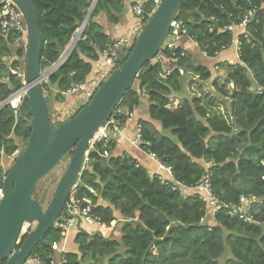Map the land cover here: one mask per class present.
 I'll return each mask as SVG.
<instances>
[{"label": "trees", "instance_id": "16d2710c", "mask_svg": "<svg viewBox=\"0 0 264 264\" xmlns=\"http://www.w3.org/2000/svg\"><path fill=\"white\" fill-rule=\"evenodd\" d=\"M93 1L30 0L42 42V72L69 45ZM125 8V0L96 1L71 54L43 85L50 114L49 102L54 99L63 103V93L72 85L90 80L103 51L113 41L104 32L99 16L117 25L123 20ZM143 8L142 27L154 9L150 0ZM250 9L255 12V20L246 28L247 38L238 37L241 42L238 63L230 66L223 76L194 66L192 56L184 51L178 63H171L172 52L178 55L182 52L177 46L173 51L162 49L157 59L141 69L116 110L134 113L143 100L146 102L148 119L138 121L139 146L146 153H154L171 170L169 185L161 182L165 178L149 174L135 158L116 153L114 142L97 144L79 178L83 187H77L68 202L88 199L93 214L106 227L113 229L111 225L122 219L121 224L116 222L120 231L92 235L84 230L77 232L62 254L64 264H264L263 0H183L176 20L186 29V36L181 37L193 40L208 58H215L231 47L238 35L224 29L238 25ZM13 35L16 34L4 36L0 31V104L19 90L23 82L17 73L23 71L25 48L14 44ZM133 46L126 50L110 75L130 55ZM8 68L16 74L8 76ZM174 68L182 75H176ZM7 80L11 90L5 84ZM185 82L190 93L187 96ZM102 83H98L95 91ZM84 105L81 103L67 119ZM67 119L55 122L51 117L53 128ZM31 120L27 98L17 115L9 106L1 108L0 178L15 161L10 160L11 156L26 145ZM121 121L124 122L123 117ZM205 174L211 177L212 193L220 209L217 212L192 191ZM37 187L38 184L33 198L43 207ZM241 197L254 202L249 209L255 223L242 221L232 210V206H239ZM201 218L205 219L203 223ZM53 242H62L61 234L50 230L31 256L39 257L42 264L55 261Z\"/></svg>", "mask_w": 264, "mask_h": 264}, {"label": "water", "instance_id": "95a60500", "mask_svg": "<svg viewBox=\"0 0 264 264\" xmlns=\"http://www.w3.org/2000/svg\"><path fill=\"white\" fill-rule=\"evenodd\" d=\"M11 1L24 14L26 24L27 41L22 72L32 120L26 145L16 152L15 161L6 175L0 178V188L3 189L0 201V264H25L35 247L50 232L73 191L83 187L79 177L89 141L107 123L141 69L157 59L183 0H160L137 35L130 55L73 117L56 128L52 126L43 89L44 72L40 69L42 42L35 10L30 0ZM96 1H93L83 27ZM78 40L76 37L70 41V54ZM54 43L60 49L57 38H54ZM173 72L180 76L177 68ZM11 74L13 72L8 68V76ZM5 84L12 89L9 80ZM1 108H4L2 104ZM66 161L67 167L44 209L33 198V192L42 179ZM24 237L26 239L22 242Z\"/></svg>", "mask_w": 264, "mask_h": 264}, {"label": "built area", "instance_id": "2783aa9c", "mask_svg": "<svg viewBox=\"0 0 264 264\" xmlns=\"http://www.w3.org/2000/svg\"><path fill=\"white\" fill-rule=\"evenodd\" d=\"M153 4V8L156 9L160 0H150ZM147 1H135L131 7L133 16L137 19L139 27L133 32L128 33L126 36H121L113 40L110 44L106 46V49L102 53V57L99 63L96 65L93 76L90 80H84L78 84L72 85L66 92L63 94L65 96H76L82 95V98L85 101H89L94 92L95 88L99 82H103L110 76V72L113 68L121 61L122 56L125 54L126 50L134 44V39L137 37L139 32L142 30V21L145 19L143 4ZM264 5V0H263ZM255 20V12L253 10H248L242 16L240 22L236 26H228L224 30L233 34L236 30H241L240 34L235 36L232 41V46L238 53L241 48V42L239 41V36L247 38L246 28L252 21ZM84 23L76 31L77 34L74 38L78 37L80 39L81 34L83 33ZM0 31L4 36L14 33V44L21 45L25 48L26 51V24L24 19V14L20 11L17 5L11 0H0ZM171 33L165 40L162 49L166 48L170 51H173L175 48L176 39L181 36H186V29L181 21L176 19L171 23ZM212 31V29L210 30ZM172 35V36H171ZM69 45L62 51L58 60L52 63L45 71L43 76V85L47 84L50 76L55 73L67 60L69 57ZM161 49V50H162ZM205 56L206 53L202 52ZM180 55V56H179ZM172 52L170 57V62L173 64L178 63V60L182 58L185 54L181 52L180 54ZM218 55V54H217ZM16 74V72H15ZM19 77H22V86L19 90L14 92L9 98H7L3 103V107H10L13 110V114L17 115L20 106L24 99L27 98V88L24 83L23 73L18 74ZM258 94L259 92L256 91ZM86 103V102H85ZM121 117L125 121L131 120L134 118L133 112L124 111L122 109H115L107 123L103 128L98 129V131L93 135L88 144V149L84 155V162L82 172L85 170V167L88 163L90 151L97 144L107 145L108 143L113 142V138L119 136L121 133L123 123ZM141 142V128L138 124L136 127L135 138L133 144L139 146ZM105 156L108 155L107 152L104 153ZM148 158L155 162L159 169L166 171L171 175V170L164 166L162 162L157 158L154 153H146ZM16 153L13 154L10 160H15ZM82 172L80 174H82ZM81 176V175H80ZM80 178V177H79ZM161 177H159L160 179ZM264 181V176L262 177ZM161 182L164 185H169L168 180L161 179ZM176 186H173L172 189L176 190ZM192 191L199 194L200 199L205 202L208 208L212 207L215 212L218 209V200L213 196L212 187H211V177L209 174H205L198 183L192 188ZM90 194H93L92 189L89 190ZM3 198V189L0 188V201ZM254 203L252 200L245 197L240 198L239 206H232V210L239 214V218L246 223H255L254 216L250 213L249 206ZM204 218H201L200 222L203 223ZM86 229H97L98 231L106 230V225L102 220L93 214V208L91 202L82 198L81 200H75L72 202H67L64 210L59 215V217L53 222L51 230L59 232L61 234L62 242H53L51 244V249L56 253V260L51 261L50 264H64V259L62 254L64 253L65 245L68 243L70 236L77 231L86 230ZM25 264H42V261L39 257H30Z\"/></svg>", "mask_w": 264, "mask_h": 264}, {"label": "crops", "instance_id": "0c3cea01", "mask_svg": "<svg viewBox=\"0 0 264 264\" xmlns=\"http://www.w3.org/2000/svg\"><path fill=\"white\" fill-rule=\"evenodd\" d=\"M134 0H125L126 2V8H125V15L123 17V20L121 23L117 25H111L110 23L107 22L106 18L101 15L99 16V22H101L104 32L111 38V39H116L121 36H126L128 33L133 32V30L137 29L139 27V23L137 19L133 16L132 11H131V3ZM135 1H148V0H135ZM134 1V2H135ZM238 35L240 34L241 30H236ZM172 36V35H171ZM237 36V35H236ZM175 45L187 53L188 55L192 56V64L194 66L200 65L205 67L207 70H210L212 74L214 75H224V73L227 72L228 68L230 66L235 65L238 63V53L235 50V48L231 45V47H228L227 49L221 51L215 58H208L207 55L205 56L202 51L199 49L197 44L193 41L190 40L189 38H184V37H179L176 39ZM180 72V75H182V72ZM187 82V79H186ZM185 82L184 86L186 88L187 83ZM185 95L187 96L189 93L188 89L186 88L185 90ZM47 96V94H46ZM74 98V99H73ZM73 98H69L70 103H64L61 106L70 108L71 109H77L81 103H83L84 99H82V95H76ZM54 101V99H52ZM77 101V102H75ZM55 102V101H54ZM57 105V104H54ZM60 105H57V107ZM146 108L147 104L143 100L139 107L134 110V118L131 120H127L123 122V127L121 130V133L119 136L113 138L114 146H115V152L118 154H124L127 156H130L132 158H135L141 166H144L149 174H156L161 178H165L166 180L171 179V175H169L166 171L159 169L157 164L153 161H151L146 152L142 151L140 149V146H135L133 144L134 138H135V133H136V127L138 125L139 119H144L147 120V115H146ZM126 111V110H124ZM74 112V111H72ZM2 164H4V161H2ZM5 165V164H4ZM119 224L122 223V219L118 218L116 221ZM113 223L110 227H107L106 230H101L98 231L97 229H86L84 230L86 233L92 235V234H104L108 231H111L112 233L116 232V226L117 223ZM118 224V225H119ZM82 231V230H80ZM79 232V231H77ZM74 232L70 236L73 238V236L77 233ZM67 247V244L65 245V248ZM72 249H76V247H72Z\"/></svg>", "mask_w": 264, "mask_h": 264}, {"label": "rangeland", "instance_id": "374dc122", "mask_svg": "<svg viewBox=\"0 0 264 264\" xmlns=\"http://www.w3.org/2000/svg\"><path fill=\"white\" fill-rule=\"evenodd\" d=\"M134 1H132V3H134ZM76 34H77V32L75 33V35ZM74 36H73V38H74ZM73 97L74 96H64V100H63L64 102L61 103V104L57 103V102H54L53 100H51L49 102L50 103V109H52L51 110V112H52L51 117H52L53 121L56 122V121L62 120V119L65 120L70 115H72L74 113L72 111H75L76 109H71L70 110V108L65 107L66 104L64 106H61L64 103H68L69 104L70 103L69 98H73ZM82 99H84V98H82ZM75 102H77V101H75ZM83 102L85 103L87 101H85V99H84ZM54 104H57V105H60V106L57 107V105H54ZM6 163H9V162L7 161ZM67 164H68V161L61 163L59 166L55 167V169L49 175H47L44 179H42L38 183L37 195H38L39 199H42L44 201V204H42L44 209L48 205V203H49V201H50V199H51V197L53 195L54 189H55V187H56V185L58 183V180L60 179V177L64 173V171H65V169L67 167ZM116 231L119 233L120 225L116 226ZM67 248L68 247H66L64 249V251H66ZM223 261H224V259L221 260V262H223Z\"/></svg>", "mask_w": 264, "mask_h": 264}, {"label": "clouds", "instance_id": "9594fccd", "mask_svg": "<svg viewBox=\"0 0 264 264\" xmlns=\"http://www.w3.org/2000/svg\"><path fill=\"white\" fill-rule=\"evenodd\" d=\"M133 4H134V3H133ZM154 10H155V9H153L152 13L154 12ZM143 27H144V26H143ZM143 27H142V28H143ZM13 73L15 74V72H13ZM22 73H23V72H22ZM45 93H46V92H45Z\"/></svg>", "mask_w": 264, "mask_h": 264}]
</instances>
